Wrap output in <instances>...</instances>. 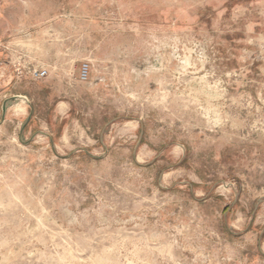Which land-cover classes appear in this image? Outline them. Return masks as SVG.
<instances>
[{
	"label": "rangeland",
	"instance_id": "1",
	"mask_svg": "<svg viewBox=\"0 0 264 264\" xmlns=\"http://www.w3.org/2000/svg\"><path fill=\"white\" fill-rule=\"evenodd\" d=\"M0 264H264V0H0Z\"/></svg>",
	"mask_w": 264,
	"mask_h": 264
},
{
	"label": "water",
	"instance_id": "2",
	"mask_svg": "<svg viewBox=\"0 0 264 264\" xmlns=\"http://www.w3.org/2000/svg\"><path fill=\"white\" fill-rule=\"evenodd\" d=\"M22 98L26 99V97L20 96V95H18V96L16 95V96L11 97L10 99H6L4 101V103H3V111H4V113L6 112L7 107L10 105V103L12 101L16 103V102L20 101ZM30 119H31V116L27 117L26 121L23 124L22 130H24L26 128V126H27L28 122L30 121ZM41 134H44V135L48 136V134L43 132V131L41 132Z\"/></svg>",
	"mask_w": 264,
	"mask_h": 264
},
{
	"label": "built area",
	"instance_id": "3",
	"mask_svg": "<svg viewBox=\"0 0 264 264\" xmlns=\"http://www.w3.org/2000/svg\"><path fill=\"white\" fill-rule=\"evenodd\" d=\"M47 74H48L47 69H42V70L35 71L34 76L36 78H43ZM87 76H88V66L84 67L83 70H82V72H81V78L82 79H86Z\"/></svg>",
	"mask_w": 264,
	"mask_h": 264
},
{
	"label": "bare ground",
	"instance_id": "4",
	"mask_svg": "<svg viewBox=\"0 0 264 264\" xmlns=\"http://www.w3.org/2000/svg\"><path fill=\"white\" fill-rule=\"evenodd\" d=\"M16 106V105H15ZM17 111L19 110V111H22L23 110V106L21 105V104H19L17 107Z\"/></svg>",
	"mask_w": 264,
	"mask_h": 264
},
{
	"label": "crops",
	"instance_id": "5",
	"mask_svg": "<svg viewBox=\"0 0 264 264\" xmlns=\"http://www.w3.org/2000/svg\"><path fill=\"white\" fill-rule=\"evenodd\" d=\"M16 96V95H15ZM18 96V95H17ZM48 134V136H50V134L49 133H47ZM47 136V135H46Z\"/></svg>",
	"mask_w": 264,
	"mask_h": 264
}]
</instances>
